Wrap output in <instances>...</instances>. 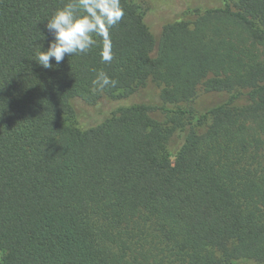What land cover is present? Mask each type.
<instances>
[{
	"label": "trees",
	"instance_id": "trees-1",
	"mask_svg": "<svg viewBox=\"0 0 264 264\" xmlns=\"http://www.w3.org/2000/svg\"><path fill=\"white\" fill-rule=\"evenodd\" d=\"M66 2L0 0V264L264 262V0L197 9L159 37L121 0L111 63L96 37L46 69L36 52ZM101 70L115 87L93 85ZM151 82L157 103L117 99ZM200 85L221 99L198 115ZM77 98L109 112L79 127Z\"/></svg>",
	"mask_w": 264,
	"mask_h": 264
},
{
	"label": "clouds",
	"instance_id": "clouds-1",
	"mask_svg": "<svg viewBox=\"0 0 264 264\" xmlns=\"http://www.w3.org/2000/svg\"><path fill=\"white\" fill-rule=\"evenodd\" d=\"M124 15L121 0H67L47 20L46 28L53 39L46 50L36 52L34 60L46 69L52 68L53 59L59 65L66 55L87 53L97 44L96 37H99L101 60L111 63L114 58L111 29ZM92 83L103 90L107 86L115 87L117 81L101 70Z\"/></svg>",
	"mask_w": 264,
	"mask_h": 264
},
{
	"label": "rangeland",
	"instance_id": "rangeland-1",
	"mask_svg": "<svg viewBox=\"0 0 264 264\" xmlns=\"http://www.w3.org/2000/svg\"><path fill=\"white\" fill-rule=\"evenodd\" d=\"M136 3L141 12L144 14L146 22L152 31V33L159 37L161 29L167 22L173 21L176 18L183 17L187 19H192L194 16V11L197 9L204 10L210 7H221L224 6V0H132ZM234 3L237 0H229ZM162 86L156 83H149L140 91L133 93L128 96L118 95L117 99H121L124 106L137 103H157L159 99ZM218 95L205 91L204 85H200L197 89L196 96L194 100L187 105L194 107L198 115L204 114L209 108L216 105L219 102ZM74 108L76 110L77 116L75 120V125L79 127H89L102 119L107 112H109V105L106 103L98 104L94 107H87L85 102L77 98L73 101ZM161 111L155 112L153 115L160 117ZM197 115V116H198ZM210 118H207L205 122L197 126L199 132H203ZM235 264H264V262H259L254 259L249 258H235Z\"/></svg>",
	"mask_w": 264,
	"mask_h": 264
}]
</instances>
